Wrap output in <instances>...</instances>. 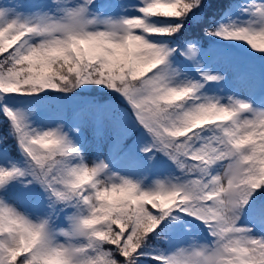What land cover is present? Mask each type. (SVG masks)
Listing matches in <instances>:
<instances>
[{"label": "snow or ice", "instance_id": "6c2138e0", "mask_svg": "<svg viewBox=\"0 0 264 264\" xmlns=\"http://www.w3.org/2000/svg\"><path fill=\"white\" fill-rule=\"evenodd\" d=\"M203 4L140 0L139 15L104 19L92 11L94 0H54L56 14L28 16L0 6V111L26 164L11 163L0 148V193L17 182L35 184L49 207L74 209L68 227L57 230L49 219L32 220L0 195V264H264V236L253 232L257 225L264 231V207L256 209L252 227L240 223L264 192V108L235 95H204L205 85L225 76L203 68L197 41H188L179 55L200 79L174 82L169 69L178 49L154 40L182 32L186 20L199 18ZM248 11V26L219 25L205 35L242 41L264 54V3ZM84 85L123 97L151 137L141 151L152 153L150 159L157 152L167 156L182 176L145 186L111 173L103 160L89 166L63 126L37 129L29 113L8 107L17 96L67 94ZM204 131L213 135L203 137ZM6 139L0 135V145ZM217 165L222 173H214ZM181 216L199 221L212 241L153 249V234L159 239Z\"/></svg>", "mask_w": 264, "mask_h": 264}, {"label": "rangeland", "instance_id": "374dc122", "mask_svg": "<svg viewBox=\"0 0 264 264\" xmlns=\"http://www.w3.org/2000/svg\"><path fill=\"white\" fill-rule=\"evenodd\" d=\"M97 0H94L96 3ZM68 3L73 2H82V0H67ZM54 0L52 2L45 0L44 3L40 4L41 6L37 10L43 9L41 12H48L49 14H56L54 12L55 6L53 5ZM264 3V0H257L254 4H261ZM253 4V5H254ZM14 6L18 12L27 15L28 9L26 8L25 2L22 0H0V6ZM142 6L140 5V0H129V4L127 5V14H116V13H108L106 15H100L96 8L92 9V11L99 16L101 19L113 17L118 18L121 16H129V15H139L135 11V7ZM252 15L247 18V20H244L239 17H232L228 22H225L224 26H231L235 25L237 27H245L248 26V22L252 20ZM158 19L153 18V23H156ZM156 43H162L166 44L164 41V37H156L154 38ZM242 42V41H241ZM243 43V44H242ZM242 46L246 49L250 48L245 42H242ZM248 49V50H249ZM250 51V50H249ZM252 53V51H251ZM254 62H256L258 65H260L261 72L264 73V55H261L258 52H253L252 55H250ZM211 58V57H210ZM241 60V57L239 55H236L235 59L227 54H222L220 56L219 61L211 67V70L213 72H219L225 76V80L223 81L224 84L222 86V92L216 94V93H208L207 96L210 97H226L228 95H235L240 99L243 100H249L254 102L256 99L259 88V80L258 76L255 77L252 75L249 78H247L246 82H240L236 79V73L239 66V61ZM238 63V65H237ZM178 67H180V73L183 75L181 76L177 75L176 83L180 82H187V80L191 79L193 81L197 80L194 76L192 77L190 73L186 72L182 64H178ZM179 72V71H178ZM227 80V81H226ZM248 81L254 82V87H250ZM87 85H84V88H86ZM84 89V90H85ZM88 92V91H87ZM85 92V93H87ZM92 93V92H88ZM95 95L98 96V92L95 93ZM124 100V99H123ZM125 101V100H124ZM28 101H22L19 100V98H12L8 102V107L12 108L13 110H21L24 112H27L30 114V111L37 107V104L30 105L27 104ZM126 102V101H125ZM222 102H226V100H222ZM127 103V102H126ZM47 105V104H45ZM64 103L61 102V100H55V106L59 107V110H55L50 108V106H47L48 108L45 109L42 116H38L36 119L33 120V127L37 129H43L47 130L50 128H55L56 126H63L64 130L69 133L71 138L73 140H77V136H75V133L72 130L68 129L67 126V114L66 110L65 112L62 111V108L64 107ZM95 107L88 108L84 111L85 114V122L83 123V129L88 134V142L85 146V156L88 158L87 164L91 166L93 162H99L100 160L105 161L109 164L111 173H116L121 176H127L132 179H139L143 181V184L145 186H151L152 182H154L156 179H164V178H174V177H181L182 173L180 169L177 168V166L172 162L169 164L166 162L165 166H163L161 172L157 173L153 177H151L147 173V168L144 165H138L134 164L131 165L130 161L133 159V157H139V153L137 155L136 149L138 146L140 148L147 147L151 144V137L145 132L143 129V133L141 136V139L139 140L138 145L135 146V150L132 151V153L125 157L121 162L115 163L113 165H110V161H112L113 157L115 156L116 148H118L122 143L125 141V137L134 135L136 127H139V125L135 122H131L129 119H132L130 114H123V116H120L118 118H115L112 114V110L110 108L105 107L104 113H103V123L101 126H95L93 122L94 118V112ZM257 108H263V107H257ZM5 119V117L3 118ZM103 129V131H101ZM100 132V134H98ZM213 135V133L209 134V136ZM4 137H7V139L4 141V143L12 144L13 142L10 138V135H3ZM3 143V144H4ZM5 148V147H4ZM18 149V147H16ZM19 150V149H18ZM7 151V150H6ZM8 152V151H7ZM20 152V151H19ZM9 156L11 157V163L17 164L19 167H26V164L24 162V158H15L8 152ZM168 159L166 156H162V159ZM171 161V160H170ZM214 173H222L223 168L222 167H215L213 169ZM29 186V185H28ZM26 186L23 183H14L9 186V189L5 193H0V195L3 196V199L8 205H11L14 207L17 211L24 213L28 217H30L32 220H36L37 218L40 219H49L52 223L54 219V208L49 207V201L47 199V196L44 192H41L37 196H35V192L31 190V194H33L34 198L32 202H29V198H31V194L26 193ZM35 187V186H34ZM263 204L256 206L254 208H248L245 209L241 214L240 223L242 226L252 227V224L254 222V216L256 209L264 207ZM60 211V206L58 207ZM74 211V209L71 210V214ZM68 223L64 225L62 228H67ZM193 232L192 234L189 232V229H185L181 231V235L179 236L181 240L185 241L182 243L181 246L187 247L191 245L193 242L199 243V244H208L211 241L207 240V236H203L201 231L198 230L195 227H192ZM254 235L256 238H260L264 236V231L261 230L260 226L257 225L254 230ZM185 233V235H183ZM178 238V237H177ZM61 242L63 241V238L60 237Z\"/></svg>", "mask_w": 264, "mask_h": 264}, {"label": "trees", "instance_id": "16d2710c", "mask_svg": "<svg viewBox=\"0 0 264 264\" xmlns=\"http://www.w3.org/2000/svg\"><path fill=\"white\" fill-rule=\"evenodd\" d=\"M241 2L243 0H240ZM102 4V3H101ZM232 0H204V4L202 6V10L197 13L198 19H192L191 17L185 21V27L182 30V32L178 33L177 35L173 37H164L165 43L168 44L170 47L178 49L177 53L175 54V58L172 61L171 69H169V75L174 76V80H176L177 76L173 70L179 71L180 73V67H178V64H184V66L187 69H193L194 65L185 59L184 56L179 55V51L182 50L183 46L188 41H197L198 47L200 50H208L212 53H220L227 54L235 59L236 55H239L241 57V61L249 62L248 67V75H254L257 76H263L262 70L260 67H258V64L255 63L252 59V57L249 54H239L234 48H232L230 45L233 41H224L221 39H218L214 36H206L205 35V29L207 28L209 31L213 30L214 28L218 27L217 22L220 14L223 12V10L226 9V6H231ZM161 19V18H156ZM251 50V49H250ZM259 53V52H258ZM261 54V53H260ZM264 55V54H261ZM250 73V74H249ZM181 78L183 75L180 73ZM86 86V85H85ZM87 89L82 86L81 88L76 89L74 92L71 93H61V92H53V91H47V92H41L39 95L33 96L36 100H38V103H48L52 107L55 105V100H61L62 103H65L64 107L67 108L69 104H73L75 107H81L84 105V107H93L96 103L100 105H104L110 110H112L113 116L115 118H118L120 116H123V114H130L131 109L129 105L123 100V97L118 95L115 92L109 91L107 88L97 85H87ZM85 89V90H84ZM92 92L91 94L88 92ZM87 92V93H85ZM98 92V96L95 95V93ZM14 97L15 99L18 98ZM4 115L3 112L0 111V135H7L9 134V124L7 119H3ZM131 122H135L134 117L132 119H129ZM131 136L125 137V141H128ZM10 138L15 141L11 136ZM4 146H8V144L4 143ZM7 148V147H6ZM120 147L116 150L119 151ZM137 152H141L140 149L137 150ZM152 153H149L147 155H142L136 163L138 165H144L148 170L150 167V164L152 166L156 163L155 161L161 162L162 160V153H155L154 158L150 159V156H152ZM166 157V156H165ZM151 166V168H152ZM150 168V169H151ZM28 187V186H27ZM26 188V187H25ZM264 201V192L261 193L259 198L256 200V203H261ZM177 221H179V226L172 223V221L169 222V226L160 233V238H156V234H153L151 239V247L153 249H159L163 251L164 247L166 246L165 241L169 236V233H178V228H182L184 226H188L186 220L183 219L181 216ZM175 222V221H174ZM195 222V221H192ZM176 223V222H175ZM196 225V224H194ZM193 226V224H192ZM189 230H192L191 228ZM159 232V229L157 230ZM147 261V258H142ZM147 264H155V262L147 261Z\"/></svg>", "mask_w": 264, "mask_h": 264}]
</instances>
